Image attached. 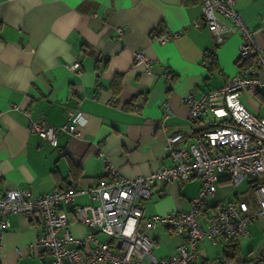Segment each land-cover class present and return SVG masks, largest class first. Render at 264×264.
<instances>
[{
    "label": "crops",
    "instance_id": "0c3cea01",
    "mask_svg": "<svg viewBox=\"0 0 264 264\" xmlns=\"http://www.w3.org/2000/svg\"><path fill=\"white\" fill-rule=\"evenodd\" d=\"M235 7L264 47V0H235ZM200 17V0H0V194L9 188H27L34 195L55 186L82 189L63 208L69 233L108 240L76 221L73 209L92 202L86 190L106 176L104 158L129 178L170 165L166 137L180 131L191 139L208 128L205 120L212 115L204 111L198 122L189 123L182 95L219 87L242 69L236 62L240 35L216 43ZM153 30L169 37L160 42ZM213 50L215 63L205 65L203 53ZM138 51L145 53L148 65L135 61ZM76 60L79 70L69 69ZM165 73L171 74L169 83ZM255 96L248 98L259 107ZM68 108L81 113L79 136L59 133L53 147L28 130L30 120L66 122ZM227 183L222 174L209 214L218 202L241 199L218 200ZM200 184L193 177L153 185L149 198L140 202L143 214L189 209ZM6 219L0 264H50L49 255L32 249L40 226L37 215L10 213ZM149 236L155 256L172 253L181 241L163 225L150 229ZM224 243L201 242L202 259L193 264L216 260ZM241 248L239 238L237 260L251 251L244 254Z\"/></svg>",
    "mask_w": 264,
    "mask_h": 264
},
{
    "label": "built area",
    "instance_id": "2783aa9c",
    "mask_svg": "<svg viewBox=\"0 0 264 264\" xmlns=\"http://www.w3.org/2000/svg\"><path fill=\"white\" fill-rule=\"evenodd\" d=\"M201 19L215 37L222 42L233 33L240 35L236 62L242 69L228 77L224 83L195 95L187 92L182 102L187 106L189 123L199 121L204 111L212 115L205 120L208 128L195 137L186 139L175 131L166 137L165 154L170 165L129 178L121 175L108 159L106 176L86 191L92 202L74 205L75 220L95 228L108 238L100 240L93 233L76 237L69 233L70 218L63 209L74 202L75 195L84 190L77 187H53L39 195L27 188H9L0 194V236L9 222L10 213L28 218L37 215L40 226L32 243L36 254L51 257L50 264H193L202 259L200 243H216L222 239H237L249 234V226L258 218L264 219V180L254 182L252 197L228 202H218L215 211L206 209L209 200L216 199L217 183L222 174L235 186L248 179L264 178V117L248 111L240 101L242 93L251 96L264 93V47L257 33L235 7V0H200ZM198 20L193 21L194 27ZM264 28V17L262 18ZM169 35L165 32L154 38L160 42ZM136 62L149 64L143 51L135 52ZM79 60L68 68L79 70ZM169 83L170 73H165ZM166 113L161 119L164 127ZM81 113L78 108L66 110V122L51 125L44 121L30 120L28 130L36 133L49 145H57L59 133L77 137ZM200 178L197 193L190 200L187 210L144 215L141 203L149 198L152 186L162 182ZM163 225L180 235L181 241L173 252L155 256L149 230ZM264 256V246L255 256H246L230 264H242Z\"/></svg>",
    "mask_w": 264,
    "mask_h": 264
},
{
    "label": "rangeland",
    "instance_id": "374dc122",
    "mask_svg": "<svg viewBox=\"0 0 264 264\" xmlns=\"http://www.w3.org/2000/svg\"><path fill=\"white\" fill-rule=\"evenodd\" d=\"M245 94L246 93H242L239 99L244 104V106L248 109V111L257 116L264 117V104L262 103L263 100L255 96L254 99H256L258 103L259 105L258 107L257 105H253L252 101L250 102V99L248 97H251V95L249 94L245 95ZM254 99L253 101H255ZM228 183L222 185L223 186V189L221 190L222 193L219 196L220 199L218 200H224V199L227 200V199L234 197L235 195L240 197L241 199H244L247 194L246 192H248L251 188L249 187L251 184L248 179L243 180L239 185L237 184L235 186L231 185L230 183L228 184ZM249 195L251 198L252 193H250ZM209 201L213 202L214 200L211 199ZM240 244H242V248H241L242 253L246 254L248 250H251L250 251L251 255L249 254L247 256H255L261 250L262 246H264V219L263 218L258 217L253 222V224L249 228V235L243 236L242 238H240ZM221 255H222V251H220V256ZM258 264H264V262L260 261Z\"/></svg>",
    "mask_w": 264,
    "mask_h": 264
},
{
    "label": "trees",
    "instance_id": "16d2710c",
    "mask_svg": "<svg viewBox=\"0 0 264 264\" xmlns=\"http://www.w3.org/2000/svg\"><path fill=\"white\" fill-rule=\"evenodd\" d=\"M151 34L153 36H160L164 33H162L161 30H153L151 32ZM202 61L204 62L205 65L208 63H215V51L214 50L213 51H205L203 53ZM240 65H241L240 67H242L243 63H241ZM256 95H258V97L260 99H263L261 93H257ZM263 180H264V178H258V179H255L253 181H250V183L260 182ZM237 255H238V239L235 237L225 238V243H224L222 255L220 257L216 258V260H223L224 264H230L231 262L236 261L238 259ZM260 261L264 262V256L260 257L258 259V263ZM244 262H246V261H244ZM206 263H207V261L205 260L203 262V264H206ZM245 264H248V262Z\"/></svg>",
    "mask_w": 264,
    "mask_h": 264
},
{
    "label": "water",
    "instance_id": "95a60500",
    "mask_svg": "<svg viewBox=\"0 0 264 264\" xmlns=\"http://www.w3.org/2000/svg\"><path fill=\"white\" fill-rule=\"evenodd\" d=\"M257 263H258V259H253L248 264H257ZM206 264H224V261L223 260H214V261H211V262L206 263Z\"/></svg>",
    "mask_w": 264,
    "mask_h": 264
}]
</instances>
